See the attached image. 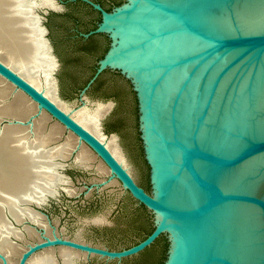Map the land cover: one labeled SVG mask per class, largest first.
Returning a JSON list of instances; mask_svg holds the SVG:
<instances>
[{"label":"water","instance_id":"water-1","mask_svg":"<svg viewBox=\"0 0 264 264\" xmlns=\"http://www.w3.org/2000/svg\"><path fill=\"white\" fill-rule=\"evenodd\" d=\"M52 1L56 9L38 5L35 13L56 63L59 93L55 73L61 62L46 22L50 11L60 13L67 2ZM77 1L101 18L80 37L104 35L109 41L79 100L105 72L129 83L150 190L71 111L2 61L0 79L14 89L7 101L21 93L37 109L25 121L4 116L0 126L32 128L43 114L56 121L103 162L108 182H119L146 208L153 231L137 244L112 250L64 237L49 222L52 236L37 226L39 239L13 238L23 248L17 264L60 248L122 262L163 237V264H264V0H125L110 11L92 0L69 2ZM49 198L31 206L38 211ZM0 261L10 264L1 252Z\"/></svg>","mask_w":264,"mask_h":264},{"label":"bare ground","instance_id":"bare-ground-1","mask_svg":"<svg viewBox=\"0 0 264 264\" xmlns=\"http://www.w3.org/2000/svg\"><path fill=\"white\" fill-rule=\"evenodd\" d=\"M38 5L54 9L58 6L52 0H41L39 4L34 0H0V61L39 90H44L60 108L71 111L78 122L102 140L101 120L107 112L106 106L99 105L95 111L87 108L72 111L58 97L54 78L56 63L35 13ZM13 92V87L0 79V123L4 116L25 121L36 112V106L21 93H16L14 99L8 102ZM48 119L43 114L32 128L0 126V252L10 264L18 263L23 249L13 238L26 241L39 239L37 228H18L11 218L21 225L30 221L52 236V228L44 220L46 217L31 204L40 205L50 196L55 197L58 188L69 181L60 172L61 162L69 159L74 152L75 162L80 166L87 168L94 160L90 155L93 152L71 134V138L54 146L62 135L59 128H64L56 123L59 128L48 130ZM107 144L116 158L131 171L118 138L114 136ZM102 166L103 172L110 174L108 168L104 164ZM68 192L70 195L75 193L72 189ZM79 257L80 254L71 249H50L36 254L28 264H75Z\"/></svg>","mask_w":264,"mask_h":264},{"label":"rangeland","instance_id":"rangeland-1","mask_svg":"<svg viewBox=\"0 0 264 264\" xmlns=\"http://www.w3.org/2000/svg\"><path fill=\"white\" fill-rule=\"evenodd\" d=\"M34 1L39 4L41 0ZM99 1L106 8L112 7L113 9L114 6L123 3L125 0ZM66 11L67 8H63L60 13ZM38 12L41 13L42 10L38 9ZM60 70L61 68L55 73L59 80V98L65 101L72 111L80 108L95 111L99 105L106 106L107 112L105 118L101 121L103 140L109 143L114 136H117L119 145L136 181L143 188L147 186L150 188L149 168L143 157L139 137L137 103L129 83L115 73H105L102 75L97 88L92 91L89 90L86 97L81 101L70 88L74 85L73 81L65 80L62 84L59 78ZM111 85L114 88L107 87ZM56 123V121L49 118L46 128L52 130L58 127ZM59 129L62 131V135L53 144L54 146H59L68 138H71L65 129ZM93 154L90 152L94 160L87 167L88 169L75 162V153L69 159L61 162L60 172L69 180L68 184L61 185L58 188V194L55 197H50L47 203L38 211L48 216V219L44 218L45 222L48 224L50 222L52 226L57 228L58 233L64 237L82 240L112 250L128 248L134 245L136 241H141V236L145 234V225L139 227L140 223L144 221V217L140 216V223L138 224L139 215L133 213L134 207L129 200L130 195L123 191L116 180L108 182L110 176L108 171L107 173L103 172L101 160ZM103 182H108V184L99 187ZM69 189H72L75 193L70 195ZM133 218L138 219L135 225L131 223ZM23 226L37 228V225L30 221H26L24 225H16L21 229H23ZM16 242L19 243L20 241ZM167 246V241L163 237L150 247V252L152 254L157 253L159 256L164 248L167 249ZM145 253L146 250L122 262H107L97 257L86 259L84 256H80L75 264H157L158 258L153 262L151 260L144 261L147 256H144ZM59 264L61 263L59 262Z\"/></svg>","mask_w":264,"mask_h":264},{"label":"trees","instance_id":"trees-1","mask_svg":"<svg viewBox=\"0 0 264 264\" xmlns=\"http://www.w3.org/2000/svg\"><path fill=\"white\" fill-rule=\"evenodd\" d=\"M67 8L68 10L64 13L51 12L48 16L47 26L50 30V38L52 39L56 54L62 65L59 78L62 81V84H64L65 80L73 81L74 85L70 88L74 94L79 95L81 90L86 87L88 82L94 76L97 68V62L103 58L104 54L108 50L109 41L104 35L93 36L88 40L80 37L73 38V34H70V30L75 27V25H79L80 31L89 33L90 31L96 29L97 23L100 22L101 18L97 11L82 1L68 3ZM116 75L121 77L119 74ZM101 77L96 81L90 91L97 88L101 82ZM107 87L114 88L112 85ZM145 189L147 191L150 190L148 186L145 187ZM129 200L134 207L133 213L139 215L138 224L140 223V218L144 217V221L139 225V227L145 225V234L141 236L142 241L153 231L151 216L144 206L139 205L130 197ZM135 219L136 218H133L131 222L134 225L138 220ZM137 243L138 242L136 241L135 244ZM165 254L166 248H164L159 256L157 253L152 254L149 248L144 254V256L147 255L145 258L146 260L144 259V261L151 260L153 262L158 258L159 260L157 264H163Z\"/></svg>","mask_w":264,"mask_h":264},{"label":"flooded vegetation","instance_id":"flooded-vegetation-1","mask_svg":"<svg viewBox=\"0 0 264 264\" xmlns=\"http://www.w3.org/2000/svg\"><path fill=\"white\" fill-rule=\"evenodd\" d=\"M65 1V0H64ZM70 0H68V1H65V2H67L66 3V6H65V8H67V4L68 3H75V2H69ZM92 1H94V0H92ZM94 2H96V3H99V4H101L106 10H108V11H110L111 9H112V7H110V8H106L105 6H104V4L103 3H101V1H99V0H96V1H94ZM117 6V5H116ZM115 7V6H114ZM67 10H68V8H67ZM55 13V12H54ZM47 19H48V17H47ZM47 23H48V21H47ZM48 27V26H47ZM49 29V28H48ZM50 31V30H49ZM80 33H84V32H82V31H80V28H79V25H75V27H73L71 30H70V34H73V38H79L80 37ZM80 38H82V37H80ZM88 40V39H87Z\"/></svg>","mask_w":264,"mask_h":264}]
</instances>
